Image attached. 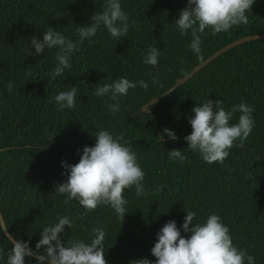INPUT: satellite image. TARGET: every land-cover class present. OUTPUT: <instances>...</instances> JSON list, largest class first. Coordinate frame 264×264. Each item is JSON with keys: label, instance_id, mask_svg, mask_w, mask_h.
Masks as SVG:
<instances>
[{"label": "trees", "instance_id": "trees-1", "mask_svg": "<svg viewBox=\"0 0 264 264\" xmlns=\"http://www.w3.org/2000/svg\"><path fill=\"white\" fill-rule=\"evenodd\" d=\"M102 4L103 0H0V208L10 234L35 248L39 228L66 214L75 223L70 230L65 226L62 242L88 239L89 230L99 225L105 230L107 264H134L142 257L155 259L150 248L168 220L175 219L179 227L186 210L196 211L199 221L216 212L228 225L233 243L253 255L255 264H264V39L228 49L150 105L152 113L142 111L216 51L243 36L264 34V0H254L246 25L216 35L206 29L200 60L186 47L190 34L181 36L174 25L186 0H121L130 19L127 36L114 41L98 30L92 43L85 40L74 53L71 68L48 81L55 49L29 55L34 52L31 37L42 38L43 30L52 26L75 39V27L88 23ZM149 45L161 50L158 71L142 63ZM120 75L144 79L148 88L130 89L120 99V111L112 114L106 107L111 101L96 97L93 89ZM8 81L14 83L11 93L5 87ZM73 86L74 108L58 110L48 102V97ZM205 98L220 99L225 108L244 100L254 108L255 127L243 143H234L223 163H205L183 139L191 131V109ZM165 127L174 130L177 139L164 136ZM99 129L122 136L145 173L149 194L137 197L128 189L124 195L129 210L123 220L108 206L85 213L77 201L64 203L63 196L54 193V185L66 179L61 161L76 163L78 150L94 144ZM171 148H180L186 159L169 160L166 153ZM10 248L0 231V256ZM25 259L34 264L35 257Z\"/></svg>", "mask_w": 264, "mask_h": 264}, {"label": "clouds", "instance_id": "clouds-1", "mask_svg": "<svg viewBox=\"0 0 264 264\" xmlns=\"http://www.w3.org/2000/svg\"><path fill=\"white\" fill-rule=\"evenodd\" d=\"M254 0H186V6L174 20L175 29L181 36L190 34L191 40L186 45L198 60L202 59L201 35L210 29L212 35L227 32L233 26L248 23L247 12ZM130 27L128 13L121 5V0H103L100 10H96L89 22L79 24L74 29L75 39L65 35L60 29L49 26L43 30L42 38L32 36L29 45L34 52L44 54L46 50L54 52V66L46 75L55 80L71 68L74 53L87 40L93 42L98 30H104L114 41L127 36ZM161 50L149 45L142 53V63L158 71ZM153 74L152 83H156ZM7 91L14 88L12 81L6 82ZM137 87L147 89L144 79L131 80L125 75L113 78L111 82L95 84L93 94L106 97L110 103L108 112L120 111V99L130 89ZM77 88L71 87L48 97V102L58 110L75 107ZM188 118L191 131L183 139L187 149L197 153L207 164L223 163L234 143H243L255 127L252 116L254 108L241 100L225 108L222 100L203 99L191 109ZM239 113L235 122L234 114ZM162 133L168 139H177L174 130L167 127ZM95 142L83 146L79 159L70 164L61 161L66 179L54 185L55 194L62 195L64 203L75 200L89 212L98 206H108L122 218L129 210L128 200L124 193L134 189L137 197L147 196L145 173L132 146L120 135L108 129L95 132ZM169 160L186 159L180 148H171L166 153ZM160 191V187L155 189ZM83 215V214H82ZM194 210H186L182 223L177 226L175 219H170L156 232V239L150 253L154 260L142 257L135 259L134 264H255V258L244 248L233 243L229 227L216 212H209L202 221L196 220ZM75 218L69 215H58L53 221L39 228V240L35 248L30 247L28 240H13L9 237L11 248L6 256H0V264H28L26 257H33L34 264H107L104 258L105 230L97 225L89 230V238H73L61 241V234L73 228ZM4 232V229H0ZM190 233L189 235H182Z\"/></svg>", "mask_w": 264, "mask_h": 264}, {"label": "water", "instance_id": "water-1", "mask_svg": "<svg viewBox=\"0 0 264 264\" xmlns=\"http://www.w3.org/2000/svg\"><path fill=\"white\" fill-rule=\"evenodd\" d=\"M256 39H264V34H254V35H248V36H243L235 41H233L232 43L224 46L223 48H221L220 50L216 51L215 53H213L212 55H210L207 59H205L203 62L197 64L196 66H194L192 68V70L190 72H188L184 77L182 78H178L175 82V84L173 86H171L169 89H167L165 92H163L161 95L152 98L148 103H146L143 107H142V111L143 112H147V113H152L149 109V106L156 103L157 101L161 100L163 97H165L167 94L171 93L174 89H176L178 86L184 84L190 77H192L195 73H197L201 68H203L206 64H208L209 62H211L213 59H215L217 56H219L220 54H222L223 52L227 51L228 49L239 45L241 43L247 42V41H251V40H256ZM152 117L155 119L154 114H151ZM162 139V135L159 132V140ZM1 152V149H0ZM0 225L1 228L4 229V234L7 236V238L9 239V237L13 240H16L9 232L7 225L5 223V220L3 218L2 212H1V208H0ZM35 253L33 254V257H35Z\"/></svg>", "mask_w": 264, "mask_h": 264}]
</instances>
